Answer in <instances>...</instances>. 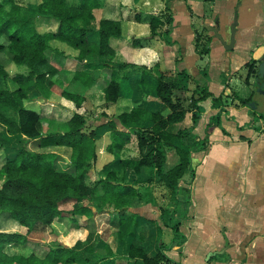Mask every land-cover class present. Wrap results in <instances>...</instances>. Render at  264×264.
I'll use <instances>...</instances> for the list:
<instances>
[{"label":"trees","instance_id":"16d2710c","mask_svg":"<svg viewBox=\"0 0 264 264\" xmlns=\"http://www.w3.org/2000/svg\"><path fill=\"white\" fill-rule=\"evenodd\" d=\"M103 5L104 0H41L31 13L18 0H0V51L12 53L19 69L11 74L0 61V141L11 140L19 133L30 138L41 135L40 113L29 109L26 102L32 90L42 98L59 100L39 71V66L48 61L47 51L52 48L53 41L64 42L76 51L70 53L56 49L63 59L64 68L72 70L82 85L88 90L102 92L108 102L118 100L120 73L131 64L112 44V39L124 36L123 21L120 18L96 17L95 10ZM164 15V18L152 19V33L157 27L167 25L165 33L170 34L174 17L169 5ZM208 41L205 48L200 49L199 36H195L196 50L201 55L209 53L211 35ZM251 68H256L252 93L246 98L236 96L241 105L252 102L251 114L261 118L264 116V45L254 51ZM100 69L110 70L104 83H98ZM180 73H187L196 80L191 97L190 123L177 126L184 121L186 111L173 95L176 82L167 81L163 74L158 76L154 90L166 109L150 110L144 100L130 111L109 120L115 140L109 149L114 151L115 156L97 171L96 177V135L93 130L87 131L90 122L85 114L79 112L68 120L66 132L50 137L51 142L72 148L68 168L59 169L56 166L57 154L36 152L25 146L18 147L0 164V215L9 214L13 220L27 227L28 232L38 223L53 225L55 222L63 223L71 230H90L97 211L117 210L120 225L111 235L117 243L116 249L106 243L107 255H98L94 261H90L89 254L79 247L82 244L80 240L74 247L50 243L44 246L41 254L35 251L28 256L10 254L5 250L7 243L35 245L27 233L8 232L0 228V264H112L108 259L117 255L123 256L127 264H136V261L139 264H183L166 251L180 246L186 239L177 218H184L187 214L191 205L190 191L183 192L184 211L173 209L170 227L175 237L172 243L159 244L155 254H149L134 243V239L139 237L140 226L137 214H128L127 209L138 195L136 183L140 180L133 181L130 173L139 175L145 168L155 169L161 181L171 190L172 197L178 198L184 175L195 174L192 153L209 148L210 130L218 124L224 111L220 109L211 117L204 137L195 134L196 123L201 118L200 102L208 98L214 102L222 101L225 93L215 96L207 84L195 79L196 76L188 69ZM144 79L138 77L136 82H143ZM87 93L64 90L62 95L80 105L88 98ZM117 121L127 131L119 130ZM252 125L249 123V126ZM132 134L136 135L140 151L138 157L123 155V145ZM169 147L175 149L179 158L174 166L167 168ZM146 148L147 151L144 150Z\"/></svg>","mask_w":264,"mask_h":264},{"label":"crops","instance_id":"0c3cea01","mask_svg":"<svg viewBox=\"0 0 264 264\" xmlns=\"http://www.w3.org/2000/svg\"><path fill=\"white\" fill-rule=\"evenodd\" d=\"M40 1L41 0H39L38 3ZM212 3H216V6H219L222 10L227 9L226 16L224 18V26L222 25V35L227 40L230 36V25L233 20V8H226V6H223L226 5V3H230L228 0H169V3H167L166 0H104L103 7L95 10L96 17L97 19H101L103 17L120 18L123 21L125 30L124 36L123 38L113 40L112 44L120 53H122L124 59L131 64L128 68L122 70L120 73L122 77L120 81V97L116 102H108L105 100L102 92H96L94 89L88 90L84 85H82L80 81L74 77V72L72 70H68V72L66 71L65 75L58 73L55 77L56 84L63 85L62 80L66 82L60 93L53 90V88H51L52 86H50V84L46 81L54 94L59 96L58 101H51L49 99L42 98L41 95L36 93L35 90H32L34 93V98H31L32 101L30 102H28V100L26 102V106L33 110L34 103H36L38 107L40 106V109L37 112L40 113L39 127L41 130V135L35 138H30L23 133L15 135V141H20L19 147L28 146L27 148L29 149V146L35 143V147L30 148V150H34L36 152L55 153L58 155L56 163L59 161V159H62L68 168V165H70L72 148L68 145L55 144L50 141V137L55 134L66 132L70 117L75 112L86 114L85 112L88 110V108L90 109L97 107V112L106 115L107 118L102 116L105 117L106 120L100 122L99 124L102 125L107 123V125L101 129L102 131L106 132H112L111 125H109V120L113 119V117L119 115L122 112L130 111L135 105L144 100L147 102L150 110L163 111L166 109V105L162 103L154 90L156 79L162 74L165 76L167 81L177 80V84L179 85L180 83L186 84L188 81V75L187 73H180V71L183 69H188L190 73L194 74L196 78H198L197 80L207 84L209 90L212 91L215 96H218L221 93L228 94L226 91L229 85L223 79H221L222 84H220L218 92H215L211 88L210 84L212 81H210V64L200 66L197 64L189 65L187 62H185L187 61L185 58V52L188 49H190L193 54L198 52L194 42L196 36L197 16L191 14L188 5L194 9L199 8V11H203L208 4L211 5ZM22 4L26 5L24 3ZM175 4L181 7L180 9L182 10V19H180L179 13L176 12V9H174ZM167 5L170 6L174 17L173 23L170 25V34L167 35L165 33L167 25L157 27L155 29V33H152L150 26L152 19L155 17L164 18ZM257 25L258 26L255 29L252 28L251 30L242 33L243 35H241L240 39L238 41L236 40V42H240L242 37L247 36L249 38L248 42L252 43L257 36L260 23ZM240 30L241 27L239 26L236 31L240 32ZM209 35L212 36V40L208 45L209 53L201 55L198 52L200 54V58H203V56H210L215 51H218L220 56H222L223 52L227 51L219 38H217L215 35H212L211 33H209ZM168 39H170V41H168ZM186 44L188 45L187 48ZM236 46L237 45L235 43L234 47L236 48ZM237 47L239 49L249 50L251 52L253 50L251 48L252 45L251 47L249 46V48L247 46L242 48L239 47V45ZM65 51L76 53L73 48ZM47 54L49 61L50 55L49 53ZM230 54L232 55V53ZM57 55L60 56L59 53ZM250 58V54L246 56V58L238 57L239 64L237 69L239 70L242 68L250 60ZM63 64L64 62L61 65L62 68H64ZM221 72L222 73H220V77L222 76L223 72L225 73L227 71L222 70ZM170 73L174 74L172 79H170ZM97 75L99 77L98 83H104L106 81L105 77L110 75V70L100 69ZM129 76H131V79H127ZM138 77L145 79L143 82L139 83L136 82ZM75 87H79L81 89L75 90ZM64 90L79 92L82 94L88 92V98L82 104L77 105L75 101L62 95ZM98 98H100V100L96 102V99ZM223 100L224 98L222 101ZM222 101L214 102L212 98H208L200 102L201 118L196 123V128L194 130L195 134L200 137H204L206 135V129L210 123L211 117L217 114L220 109H224L225 107V103L223 104ZM62 107L67 110V117L63 119L62 122L53 120L52 116H59L62 114ZM225 108L227 110L222 112L218 124L213 126L210 130L209 148L192 153L193 167L196 178L192 187L191 205L188 208L186 216L183 218L186 222H192V229L189 230L190 232L184 233L186 235L185 241L180 246H176L179 248V250L176 251L177 255H169L173 259L181 261L183 264H193L188 262L190 259L189 255L198 256L196 259V264H264V201L263 206H260L261 200H257V206H260V209H257L254 206L251 207L250 211L253 220L244 221V217L241 216L238 219H241L240 223L243 225L241 226L238 223V226H236L234 224V219L236 216L235 209L237 206H239L240 202L242 205H244L245 202V199L242 195L243 190L240 181L238 179H234L229 184L217 183L212 180L208 174L212 168L211 165H217V158L220 153L219 146L221 144L217 143L218 140L215 139V136L218 134V138L221 139L219 141L227 143V146L230 150H237L241 148L247 150L248 152H251V150L258 151L257 153L259 154L260 151H264V141H258L259 139L262 140V135L255 133L253 129L254 124L252 125L253 127L248 125L245 129L241 130L239 134H242L244 137L239 138V134L237 133L240 127V123L238 122L239 118L233 119L228 124L225 123L224 120L226 117L235 115L236 112H240L239 110L241 109H232L231 107ZM40 110L41 112L45 110L44 117ZM116 110H118V113L114 115ZM191 115L192 112H188L183 122L190 123ZM260 119L261 118H257L256 120ZM89 122L91 121L89 120ZM116 123L119 130L127 131V129L123 127L119 121ZM200 130H203V132H200ZM132 136L135 138L137 143L136 135L132 134L131 139ZM256 142H258L257 145ZM109 146L110 143L107 145L106 150L107 148L109 150ZM15 151V148L12 149L8 155H13ZM114 156L115 154H113V158ZM113 158L111 160H113ZM58 168L66 169L60 167ZM144 170L145 169H143L139 175H136V178H141V176L145 173ZM252 170L253 179H260L263 182L262 190L264 191V171L260 168V158L257 157V165L256 167H253ZM130 176L132 175L130 174ZM231 184L235 185L234 189L229 187ZM217 195H219L225 201V203L228 204L227 207L222 205V209L219 210L218 206L213 201ZM199 202H203V204H206V206L208 205L209 210L215 214V217L211 218L214 221L207 220V222H209L208 231L203 229V221H205L207 217L199 213L200 208L197 207ZM229 207L231 210H228ZM195 217H198V220H196ZM15 222L18 223L17 221ZM223 224L227 228V239H223L219 231L221 225ZM47 227L49 228L50 225H45V228ZM210 230L211 233H213V230H216V232L220 234V239H207V233ZM250 230H256L255 232L257 235L248 237L247 234L251 232ZM17 232L26 234L27 227L19 224ZM69 233H72V231ZM109 237L112 239L111 235ZM113 249H116V247ZM218 254H223L225 258H216L215 260H210V256L214 257ZM177 256H179V259H177ZM110 259L111 258L108 260L110 261Z\"/></svg>","mask_w":264,"mask_h":264},{"label":"rangeland","instance_id":"374dc122","mask_svg":"<svg viewBox=\"0 0 264 264\" xmlns=\"http://www.w3.org/2000/svg\"><path fill=\"white\" fill-rule=\"evenodd\" d=\"M20 3H24L30 9V12L33 13L35 10V6L38 4L39 0H18ZM77 1V0H71ZM214 1V0H212ZM230 3H226L223 5L226 8L232 7L233 8V20L237 15L238 23L237 29L240 26V32L236 31V40L238 41L243 35L245 31H249L252 28H256L258 23H260L259 31L257 33L256 38L253 40L252 43L248 42V37H242L240 42H236V45L239 47L244 48V46L251 47L252 45V52L249 50L239 49L237 46L234 47L233 50H227L223 52V55L220 56L218 51H215L210 56H203V58L199 57V53L195 52L192 53L190 49L185 52V58L187 64L189 65H200L205 66L210 64V81H212L211 88L218 92L220 88V84H222L221 79L225 80L229 87L227 89L228 94H224V100L222 101L225 107H231L232 109H241L240 112H236L235 115L226 117L224 120L226 124L230 123L233 119L239 118V131L245 129L249 123L254 124V131L258 135H262L264 137V116L261 117L260 120H256L257 118L253 117L251 114L250 105H241L239 104L240 101L237 99L236 95L241 97H249L254 89V80H255V70L251 68V58L242 68L239 70L238 64L239 60L238 57L246 58L249 54L251 57L253 56L254 51L260 46L264 45V0H228ZM169 3V2H168ZM234 3V4H233ZM232 4V5H231ZM181 7L175 4L174 9L176 12L179 13L180 19H182V10ZM189 11L192 15L196 17V32L197 36H199V47L200 49L205 48V45L208 44V37L209 33L214 35L213 30H209L205 24L208 25H215V21L220 19L221 27L220 33H222V25L224 26L225 16L227 9L222 10L219 6H216V3H212L211 5L208 4L203 11H199V8H192L188 5ZM165 17V15H164ZM261 18V20H260ZM232 20V22H233ZM260 20V22H259ZM163 28V27H162ZM243 31V32H241ZM230 34H231V25H230ZM230 39V36H229ZM227 39V41H229ZM115 39H112V41ZM212 40V36H211ZM188 45L186 44V48ZM56 49H65L70 50L71 47L59 40L52 42V48L47 51L50 55L49 61L41 64L39 66V71L44 76L46 81L52 86L53 90L60 93L63 89V86L66 84L64 80H62V84H56L55 77L59 73L61 75H65L66 68H62V61L63 59L60 58ZM232 53V55L230 54ZM236 57V58H235ZM248 59V57H247ZM0 61L7 67L11 74H14L19 69L13 60V54L10 53L8 50H3L0 52ZM237 71H236V70ZM225 70L227 72H223L222 76L220 77L221 71ZM44 71V72H42ZM173 73V72H172ZM228 75H227V74ZM230 74V75H229ZM170 79L173 78L174 74H169ZM168 75V76H169ZM195 79H198L195 77ZM174 89V97L180 101L182 104L183 109H185L186 114L190 112L191 107V97L194 95V88L196 84V80L192 79L188 76V81L186 84H177ZM182 81V80H181ZM70 88V87H68ZM76 89H81L79 87H75ZM34 93L31 92L29 101H32L31 98L33 97ZM34 100V99H33ZM100 98L96 99L98 102ZM101 103V102H100ZM99 103V104H100ZM34 105V110L37 112L40 109L36 103ZM32 105V106H33ZM224 107V110H227ZM62 114L59 116H52L53 120H57L62 122L65 119L67 110L62 107ZM97 107L95 108H88L85 112L89 123L87 127V131L93 130L96 135V143H97V159L95 161V175L97 176V171L101 169V167L113 158V150H106L107 145L110 143L115 144V140L113 139L112 132L102 131L101 129L107 125L102 124L99 125L100 122L106 120V115L100 114L97 112ZM41 112V110H40ZM45 114V110L41 112ZM118 113V110L114 113V115ZM105 116V117H102ZM107 118V117H106ZM185 122H181L179 124H184ZM177 124V126L179 125ZM1 127V126H0ZM176 128V127H175ZM224 131V129H223ZM203 132V130H200ZM225 133V132H224ZM219 135V134H218ZM218 135L215 136V139L218 140L217 143H221L219 146V155L217 158V165H211L212 168L208 173L212 180L217 183H230L234 179H238L241 183L242 187V195L245 199L244 205L239 203V206L236 207V216L234 219V224L238 226V223L242 226L243 224L240 223L241 219L239 217H244L245 220H253L251 216V207H255L260 209V206H263L264 201V191L262 190V181L260 179H253L252 172L253 167L257 165V157L260 158V168L264 171V151H260V154L257 153L258 151L251 150L248 152L245 149H237V150H230L227 146V143L221 142L219 140ZM261 136L262 140L264 141L263 137ZM242 134H239V138H243ZM25 139V138H23ZM26 140V139H25ZM20 141H15V137L11 140H1L0 141V164L5 159L12 149H17L19 147ZM111 144V145H112ZM236 144V143H235ZM258 142H256V145ZM35 143L29 146L30 148L35 147ZM28 147V146H27ZM256 147V146H255ZM116 148V147H115ZM123 155L130 156V157H138L140 155L139 148L135 141V138L132 136L128 141H126L123 145ZM147 151V148L144 149ZM179 156L176 153L173 147H169L167 149V161L166 167L170 168L176 164ZM57 167L60 168H67V165L64 163L62 159L56 163ZM145 173L141 176L139 182L136 183L138 189V195L134 199V201L129 205L128 214L129 213H136L138 222H139V237L134 239V243L138 246H142L149 254H155L157 252V246L161 243L170 244L172 243L175 234L172 231L171 219L173 215V209H178L181 212L184 211V195L183 192L190 191V196L192 197V187L194 184V180L196 178V174L191 176L190 174H185L181 184H182V192L179 194L178 198H173L171 190L161 181L160 176L157 175L155 169L153 168H145ZM133 177L132 180L136 181V175L130 173ZM138 177V176H137ZM229 187L232 189L235 188L234 184H231ZM253 193V194H252ZM255 199V200H254ZM261 200V204L258 207V201ZM214 203L218 206L219 210L222 209V205L228 206L225 201L217 195L216 198L213 199ZM200 208V214L207 217L205 221H203V229L208 231L209 222L207 220H212L215 214L209 210L208 205L199 202L197 206ZM208 209V210H207ZM211 209V208H210ZM228 210H231L229 207ZM217 211V210H216ZM195 214V213H194ZM217 217V216H216ZM198 220V217H195ZM119 220L120 215L117 210L111 211H97L95 215V223L93 224L90 230L86 229H74L71 230L66 225L59 224V222H55L50 227L45 228L44 224L38 223L35 225L32 231L26 232L27 235L32 239L34 246L32 245H22L20 243L12 242L7 243L5 246V250L10 254H18L22 256L30 255L32 251L41 254L44 250V246L54 243L62 246H70L74 247L77 244V241H81L82 244L79 246L83 251H86L89 254L90 261H94L95 257L98 255H107V251L105 248V244L109 243L113 248L116 247V241L111 239L109 236L112 235L118 228H119ZM177 224L179 225L180 230L183 233L190 232L189 230L192 229V222H186L183 218H177ZM18 223L13 220L9 214L4 213L0 215V228L3 231L8 232H17L18 231ZM60 226V227H58ZM226 226L223 224L220 228V233L223 239H227L226 234ZM258 230V229H257ZM72 231V233H69ZM251 232L248 233V237H252L256 234V230H250ZM48 232V234H47ZM57 235V238H56ZM63 235V236H62ZM190 235V234H189ZM65 236V237H64ZM220 239V234L213 230L207 233V239ZM129 247V243L127 245ZM179 248L173 246V248L166 251L168 255L176 254ZM183 251V250H182ZM190 259L188 262L195 263L198 256L189 255ZM179 259V256H177ZM216 258H225L223 254L215 255L214 257L210 256V260H215ZM112 264H127V260L124 257L116 256L110 259ZM92 263V262H91ZM139 264V261L135 262Z\"/></svg>","mask_w":264,"mask_h":264},{"label":"water","instance_id":"95a60500","mask_svg":"<svg viewBox=\"0 0 264 264\" xmlns=\"http://www.w3.org/2000/svg\"><path fill=\"white\" fill-rule=\"evenodd\" d=\"M237 23H238V18L237 15L235 16L233 22L231 23V34H230V39L229 41H227L224 36L222 35V33H220V27H221V23H220V19H217L215 21V25H208L205 24V26L209 29V30H213L214 31V35L220 39V41L223 43L224 47L227 50H232L235 46L236 43V30H237ZM250 105H252V102H250Z\"/></svg>","mask_w":264,"mask_h":264}]
</instances>
